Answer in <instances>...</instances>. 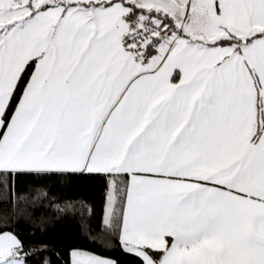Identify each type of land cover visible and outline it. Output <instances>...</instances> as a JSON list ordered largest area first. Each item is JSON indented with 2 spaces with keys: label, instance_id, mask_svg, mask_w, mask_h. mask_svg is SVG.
Segmentation results:
<instances>
[{
  "label": "snow or ice",
  "instance_id": "6c2138e0",
  "mask_svg": "<svg viewBox=\"0 0 264 264\" xmlns=\"http://www.w3.org/2000/svg\"><path fill=\"white\" fill-rule=\"evenodd\" d=\"M46 206L126 264H264V0H0V264H121L26 241Z\"/></svg>",
  "mask_w": 264,
  "mask_h": 264
},
{
  "label": "trees",
  "instance_id": "16d2710c",
  "mask_svg": "<svg viewBox=\"0 0 264 264\" xmlns=\"http://www.w3.org/2000/svg\"><path fill=\"white\" fill-rule=\"evenodd\" d=\"M17 187L23 189L25 184H19ZM53 192L55 198L58 200L64 198L79 200L86 197L89 201H95L97 204H99L101 196L98 186L89 182H77L72 187L64 189L54 187ZM22 194L25 193L22 192ZM57 215L62 214H58L55 208L46 206L45 209L37 213L36 217L33 218V222L21 221L18 230L23 233L26 241H42L53 250H59L66 245L78 246L101 255L114 256L121 261V264H126V257L118 250L105 251L99 242L96 244L92 243L91 239L87 236V232L81 230L79 216L73 219L72 213L69 212L68 219H60L57 222ZM41 217H46L47 220L46 230L43 231L37 230L42 227L39 223V218ZM92 223L94 225L95 220ZM53 260H55V257H53ZM29 264H41L40 254H34Z\"/></svg>",
  "mask_w": 264,
  "mask_h": 264
}]
</instances>
